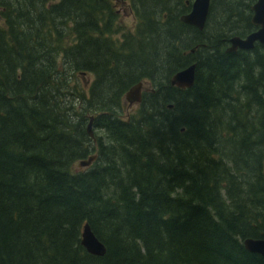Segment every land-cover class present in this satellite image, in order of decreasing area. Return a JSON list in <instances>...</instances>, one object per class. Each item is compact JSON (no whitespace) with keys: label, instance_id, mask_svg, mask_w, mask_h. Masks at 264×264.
Returning <instances> with one entry per match:
<instances>
[{"label":"trees","instance_id":"16d2710c","mask_svg":"<svg viewBox=\"0 0 264 264\" xmlns=\"http://www.w3.org/2000/svg\"><path fill=\"white\" fill-rule=\"evenodd\" d=\"M185 1L128 0L122 31L109 0H0V264H264L242 245L264 239V45L225 53L254 0H210L201 31Z\"/></svg>","mask_w":264,"mask_h":264},{"label":"water","instance_id":"95a60500","mask_svg":"<svg viewBox=\"0 0 264 264\" xmlns=\"http://www.w3.org/2000/svg\"><path fill=\"white\" fill-rule=\"evenodd\" d=\"M110 1L116 3L121 0ZM208 3L209 0H193L189 12L180 16L179 21L201 31L207 15ZM250 11L252 13L250 23L252 26L257 27V30L246 35L244 38L231 37L228 40L229 45L225 49V53H232L235 52V50L248 51L253 48L254 43H264V0H255L250 7ZM193 51L194 49H191L189 53ZM262 56L264 58V52ZM194 67L195 65L191 64L174 73L169 79V85L180 90L190 88L194 78ZM80 75L83 77L84 73H80ZM145 91L150 90L143 82L132 85L123 96V109L125 106L130 107L131 105H137L140 102L141 93ZM91 124L92 117H89L86 125V132L89 137H92ZM95 159L96 156L91 155L85 159L76 161L73 166L77 168L76 171H82L84 168L89 167ZM80 245L87 254L94 257H102L105 253L104 246L94 237L86 223L81 228ZM242 245L247 252L257 254L264 258V239L246 238L242 240Z\"/></svg>","mask_w":264,"mask_h":264},{"label":"flooded vegetation","instance_id":"af4514ba","mask_svg":"<svg viewBox=\"0 0 264 264\" xmlns=\"http://www.w3.org/2000/svg\"><path fill=\"white\" fill-rule=\"evenodd\" d=\"M110 1V0H109ZM192 1L193 0H186L185 1V5H186V7H188V10H187V12H185L184 14H181V15H178V20H179V18H180V16H182V15H185V14H187L188 12H189V10H190V6H191V3H192ZM111 3H112V9H113V11H114V14H115V16H116V19L118 18V16L120 15V14H123L124 13V10L127 8V4L125 3L126 1L125 0H121V1H118V2H116V3H114V2H112V1H110ZM255 2V0L250 4V6H249V11H250V7L253 5V3ZM128 3V12L131 14V16H132V19H133V24H134V22H135V18H134V16H133V9H132V7L129 5V2H127ZM209 3H210V0H209ZM209 3H208V8H209ZM123 6H125V8L123 7ZM123 7V8H122ZM207 14H208V9H207ZM251 11H250V17H251ZM206 17H207V15H206ZM206 20V19H205ZM205 23V22H204ZM249 23H250V18H249ZM250 25H251V23H250ZM252 26V25H251ZM203 29V28H202ZM255 30H257V27H254V26H252V30L251 31H249V33H246V34H244V35H242L241 37H238V36H234V37H238V38H244L246 35H248V34H250L251 32H254ZM256 44H259V45H264V43H262V44H260V43H254V45H256ZM229 45V44H228ZM228 45H227V47H228ZM254 45H253V47H254ZM226 47V48H227ZM253 49V48H252ZM251 49V50H252ZM236 51V50H235ZM240 51H244V50H240ZM263 52H264V50H263ZM263 52H262V54H263Z\"/></svg>","mask_w":264,"mask_h":264},{"label":"rangeland","instance_id":"374dc122","mask_svg":"<svg viewBox=\"0 0 264 264\" xmlns=\"http://www.w3.org/2000/svg\"><path fill=\"white\" fill-rule=\"evenodd\" d=\"M126 4H127V8L124 10V13L123 14H120L117 18V27H119L122 31H126L128 29H131L134 27V24L132 23L133 22V19H132V16L131 14L128 12V0H125ZM125 8V6H123ZM122 7V8H123ZM87 80L90 82L91 80V77L90 76H87ZM136 106H131L129 108H127L128 110H125V112H131L133 110H135ZM91 133H93V130L91 129ZM75 170H77L76 167H74Z\"/></svg>","mask_w":264,"mask_h":264},{"label":"bare ground","instance_id":"6f19581e","mask_svg":"<svg viewBox=\"0 0 264 264\" xmlns=\"http://www.w3.org/2000/svg\"><path fill=\"white\" fill-rule=\"evenodd\" d=\"M195 65V64H194ZM195 68V67H194ZM92 166V165H91Z\"/></svg>","mask_w":264,"mask_h":264}]
</instances>
